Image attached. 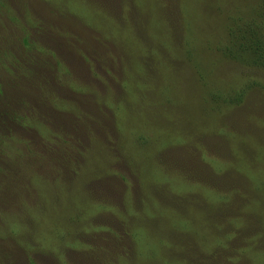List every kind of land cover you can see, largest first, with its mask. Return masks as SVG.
<instances>
[{"label": "rangeland", "instance_id": "rangeland-1", "mask_svg": "<svg viewBox=\"0 0 264 264\" xmlns=\"http://www.w3.org/2000/svg\"><path fill=\"white\" fill-rule=\"evenodd\" d=\"M1 1L52 97L0 264H264V0Z\"/></svg>", "mask_w": 264, "mask_h": 264}, {"label": "trees", "instance_id": "trees-1", "mask_svg": "<svg viewBox=\"0 0 264 264\" xmlns=\"http://www.w3.org/2000/svg\"><path fill=\"white\" fill-rule=\"evenodd\" d=\"M8 28L15 29L13 24H9L8 7L0 0V200L10 194V189L5 183L11 179L9 174L16 178L11 172L12 168L9 171L8 166L17 167L21 160L20 155L15 156L17 161L10 162L8 159L10 151L17 149L14 144L18 138L14 130L29 129L33 127L34 120L38 119L31 110L33 99L39 104L48 103L52 97L45 91L50 83L47 82L46 77L39 74L42 68L41 61L25 49L26 39L21 41ZM240 32L243 38L245 35L243 31ZM236 47L238 48L236 53L248 52L250 48L253 51V45L250 43L247 45L242 41H239ZM260 48V44L256 45L253 52L259 59L256 62L261 58ZM5 55L6 59L3 60ZM19 196L20 194L14 195V197ZM3 207L0 206V210Z\"/></svg>", "mask_w": 264, "mask_h": 264}, {"label": "crops", "instance_id": "crops-1", "mask_svg": "<svg viewBox=\"0 0 264 264\" xmlns=\"http://www.w3.org/2000/svg\"><path fill=\"white\" fill-rule=\"evenodd\" d=\"M39 121H37V123H38Z\"/></svg>", "mask_w": 264, "mask_h": 264}]
</instances>
